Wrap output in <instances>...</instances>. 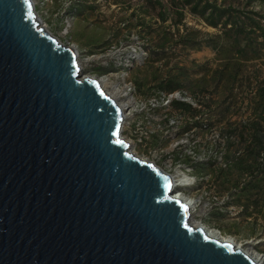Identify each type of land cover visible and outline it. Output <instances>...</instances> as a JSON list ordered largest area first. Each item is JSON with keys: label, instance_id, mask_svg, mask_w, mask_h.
Listing matches in <instances>:
<instances>
[{"label": "water", "instance_id": "95a60500", "mask_svg": "<svg viewBox=\"0 0 264 264\" xmlns=\"http://www.w3.org/2000/svg\"><path fill=\"white\" fill-rule=\"evenodd\" d=\"M31 0H0V264H254L188 224L169 174Z\"/></svg>", "mask_w": 264, "mask_h": 264}, {"label": "rangeland", "instance_id": "374dc122", "mask_svg": "<svg viewBox=\"0 0 264 264\" xmlns=\"http://www.w3.org/2000/svg\"><path fill=\"white\" fill-rule=\"evenodd\" d=\"M196 1L52 0L47 15L41 0L33 5L51 35L74 48L81 76L103 78L107 92L128 82L145 100L171 82L198 106L154 112L161 127L164 115L183 118L178 146L152 137L161 149L154 162L194 181L178 189L201 197L195 217L264 259V0H208L225 9L224 26V17L209 25ZM228 23L246 24L244 33Z\"/></svg>", "mask_w": 264, "mask_h": 264}, {"label": "built area", "instance_id": "2783aa9c", "mask_svg": "<svg viewBox=\"0 0 264 264\" xmlns=\"http://www.w3.org/2000/svg\"><path fill=\"white\" fill-rule=\"evenodd\" d=\"M52 3V0H41L42 8L44 9V14L47 15L48 9L46 6ZM33 10L34 5L32 3ZM57 14V12H55ZM55 14V15H56ZM38 15V14H37ZM64 23L68 25L70 22L71 14L67 11L64 16ZM45 27L47 28V24L43 22ZM64 26V24H62ZM120 89L123 90V94L125 99H130L131 103L125 110V116L123 115L121 126H120V135L123 133L122 137L130 140L133 153L141 158H144L147 161L154 162L156 160V154L161 151L157 147V145L151 144L152 137L156 136L157 132L160 133L157 139V143H161L160 145H164L167 141H172L173 146H178L179 142L174 138L177 136L176 132L182 128L183 118L178 120L174 119V117L163 116V125L162 127L157 122V119L154 116V112L157 109L167 110L172 106L182 107L178 104L186 103L188 104L190 109H194L198 107L191 99L185 96V93L181 90H157L154 94L148 96L147 99L141 100L137 96L134 95V88L129 86V83H123ZM122 100V99H120ZM123 109V108H122ZM176 111L180 112V109H176ZM187 118V117H186ZM189 122L190 118H187ZM185 123V122H184ZM183 135H186L183 133ZM169 145V144H167ZM194 184V181L192 182ZM198 196H196L197 198ZM200 196L195 203V207H197L200 203ZM228 200L227 197L224 198ZM224 203V202H223ZM221 203V205H223ZM201 207L205 209L211 208L210 202H203ZM206 209V210H208Z\"/></svg>", "mask_w": 264, "mask_h": 264}, {"label": "bare ground", "instance_id": "6f19581e", "mask_svg": "<svg viewBox=\"0 0 264 264\" xmlns=\"http://www.w3.org/2000/svg\"><path fill=\"white\" fill-rule=\"evenodd\" d=\"M31 2L33 3V0H31ZM36 17H37V22H38V26L43 27L44 29L48 30L43 21L40 19V17L37 15V13L35 12V10H33ZM55 40L60 43L56 38ZM76 59H77V55H76ZM79 59H77V63L81 69L80 63L78 61ZM83 76V75H82ZM88 77H93V76H88ZM94 79L97 80V83L99 85V87L103 90V92H105L106 94H108L109 96H111L112 98L115 99V101L117 102V104L119 106H121V108H123V115L125 116V110L126 108L130 105L131 100L128 99V101H122L119 99V96L122 93V91L116 87L113 88V92H107L105 85L106 82L104 81L103 78H97V77H93ZM120 138L127 143V150L128 152L132 153L133 155H135L133 153L132 150V146L130 143V140L123 138L121 135H119ZM137 156V155H135ZM138 158L145 160L144 158H141L139 156H137ZM147 161V160H146ZM154 165L155 162H152ZM157 166V165H156ZM168 174V173H167ZM172 182H173V186L174 187H181V186H191L192 185V181L187 177V176H183L180 173H175V175H171L169 174ZM173 198H176L180 201H182L183 203H185L187 205V209L189 212V219H188V224L191 227H201L204 234H206V236H209L211 238H215L217 240H227L229 242H231L233 244L234 248H237L239 251H241L244 255H246L250 261H252L254 264H264V259L261 255H259L258 253H255L248 245V243H240L235 241L232 237L224 235L222 233H220L218 230L214 229V228H210L208 226H206L200 219H198L197 217L194 216V214L196 215L198 212L194 209L195 207V203L197 201L198 198H192V196H187L186 194H184L180 189H177L176 192H174L173 194ZM199 209V208H198ZM200 212L202 211V209H199Z\"/></svg>", "mask_w": 264, "mask_h": 264}, {"label": "trees", "instance_id": "16d2710c", "mask_svg": "<svg viewBox=\"0 0 264 264\" xmlns=\"http://www.w3.org/2000/svg\"><path fill=\"white\" fill-rule=\"evenodd\" d=\"M199 0L196 1V5L198 4ZM225 9L222 7H218L213 3L208 2V0H204L203 3L201 4V8H199L198 13L203 19L211 26H216L218 24L219 19L223 18L224 19L220 22L222 26L226 24L225 20ZM207 14H204V13ZM253 21V20H252ZM229 27L234 28V34L239 35L241 33H244V25H235L234 23H228ZM229 30V29H228ZM162 89H167V90H172L175 86L171 82H166L164 86H160ZM179 106H184L185 104H178Z\"/></svg>", "mask_w": 264, "mask_h": 264}]
</instances>
